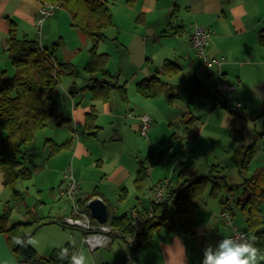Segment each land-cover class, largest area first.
Returning <instances> with one entry per match:
<instances>
[{
	"label": "crops",
	"instance_id": "0c3cea01",
	"mask_svg": "<svg viewBox=\"0 0 264 264\" xmlns=\"http://www.w3.org/2000/svg\"><path fill=\"white\" fill-rule=\"evenodd\" d=\"M112 4L108 3L110 12V5ZM41 6L42 4L36 0H0V70H4L7 73V67L11 65L5 52L9 34L8 20H12L15 23L16 36L18 39H22L28 36L32 27L37 29L36 23L39 18V9ZM125 7L129 12L123 14V16L131 19L132 22L137 16L138 25L133 22L136 28L129 31V39L121 40L118 35L113 39L123 52V60H120L115 82L119 86L124 85L126 92L128 90L133 100L131 99V101L128 100L126 103H123L118 98V102L115 98L113 99V95L117 93V91L114 90L111 93L109 101H93L90 98H83L79 94V90L75 88L80 98L74 102L75 98L73 99L63 94L62 99H69L71 105H66L63 112L59 110L69 119V122L65 124L62 129L65 130L66 126L69 128L70 132L67 130L66 134L71 137L73 143L70 150H64L57 154V156L70 158L73 167L71 168V166H69L68 171H71L73 177L78 182L79 179H81L83 183H87L91 178H94L93 183L97 185L93 191L91 193H84V197L79 195L82 192L77 195L79 199L83 200L90 197L93 193H96L97 197L100 198L107 207V218H109V200L113 202V195L116 190H121L123 192V198H120L124 201L122 203L119 201L118 206L112 208L111 218L120 216L124 213L129 215L127 211H124L122 205L126 203V199H128L131 193L137 192L134 187V180L138 169L137 162L130 157H128L130 160L121 158L118 154L117 161H112L114 163L112 166H109L108 169H106V167L107 164L110 163L111 158L114 159L116 155L114 151L109 148L116 145L115 143L118 142V140H123V135L127 133L124 130V125L131 121L128 123V127H136L139 132L140 114H148L154 125L158 124L160 126L166 125L172 127L180 124L185 129L187 136L188 132L190 133V131H193V134L195 132L193 136L190 134L188 138L190 144L186 151H191L192 149V152L194 151L195 153L201 140H204L205 137L208 136H216L217 133L221 131L225 132V135L222 137L225 141L228 138L229 141L233 143L234 148L237 145L234 135L236 133L235 131L238 130L235 129L234 123L230 122V117H225L223 122L219 125L209 122L211 119L210 116L213 115L211 103V98L213 97L212 89L209 99L211 104L208 114L209 118L208 121H205L201 125H199L198 122H194L193 116L184 112L183 109L170 108L167 106L170 103L165 100L166 94H176L178 96L177 93H174L175 86L171 84L172 79L177 77V75H183L184 72L187 73L188 76L190 75V77L195 76L198 78L196 74L199 70L198 65L200 62L202 63L198 56L194 54L189 43V34L195 23L192 24L190 21V25L186 26L185 22H187V20H192V18L197 19L202 15L204 16V20L200 22L198 26L201 25L212 30V36L206 53L210 58H223L221 68L215 69L219 81L223 80V82L234 85L235 90L242 88L243 82L247 79V69H251V71H254V74H256L260 72L259 68L264 65V49H262V47L260 48L259 45V35L261 32H264V0H129L125 3ZM173 10L175 11L174 18L170 16ZM46 20H44L43 23H45ZM170 27H180L181 29L175 30L174 33L176 34H173ZM159 35L161 39H167L170 42H167V49H164L165 52L163 51L164 53L162 52L161 55L157 56L151 49L156 44H159L160 41L158 43L156 42ZM74 36H76L75 33ZM82 37L84 36L81 34L80 39L84 44L87 38L84 37V40H82ZM106 38L104 40H106ZM228 38H233L236 42L228 44ZM86 46L87 45L84 44L85 48ZM165 60H169L179 67V73L177 75L173 77L163 75L161 68ZM231 73L234 74L231 75ZM210 76L211 74L206 73L205 77L208 79ZM152 78H156L162 82L163 85L159 86L162 93L155 98H145V100L137 99L134 87L141 81H147ZM98 80L102 81L103 79ZM59 89L61 90V87ZM68 93L71 95L69 91ZM215 95L220 100H225L224 97L220 98V96H223L222 92L215 93ZM126 104L130 106L128 107ZM92 106L96 109L99 117L104 116L110 120L112 135L109 140H101L98 137V132L100 128H102L98 115L96 125L99 129L96 136L92 137L82 133L81 129L83 128L85 115L90 111ZM135 110L139 113L134 115L135 118L128 119L132 117L129 112H135ZM190 118L192 121L186 124L185 121ZM206 134L208 135L205 136ZM263 134L264 131L261 133L262 138H264ZM158 135L159 133L155 136L154 142H156V139H160L157 137ZM149 136L148 131L147 139L150 138ZM65 137L66 135L61 136L60 140H63ZM184 138L187 139L186 137ZM54 141L59 143V140ZM234 148L233 150L230 149L232 151L231 155L233 154ZM100 150L102 155L94 156L91 159V155L97 154ZM78 158L83 159L82 167L76 164ZM193 161H195V164L191 163L193 169L181 163L180 167L182 171L180 170L179 174L180 172L182 173L181 175L178 174L176 180H172L174 179V175L171 173L172 176L167 178L171 179L168 180L169 184H167L169 185L168 192L175 189L183 181L182 179L185 178V176L191 174H207L213 167L219 168L220 166V163L216 161H211L212 164H210V167H208V162L203 165H197L195 158ZM85 162L88 163L85 164ZM93 165H95V169ZM194 165L196 167H194ZM85 170L89 173H85ZM162 178L163 177L151 180L150 175L143 190L139 193L143 194V192L148 189L150 198L149 203L146 205L147 207L143 204L144 200L139 199L138 196L135 197V203L141 205L142 211H146L150 208L153 200L154 186L160 183ZM169 181H173V183L170 184ZM60 182L61 185L57 189L58 197L56 199L59 200V203L62 205L61 214L56 213V215L52 217L49 215L27 212L28 215L30 214L29 217H23L19 220L10 219V224L31 222L32 226L40 225L41 222L44 221L45 224L37 227L34 232L38 231L39 228H55L60 233H64V241H59L60 239L47 236L45 238L46 244L43 247L37 245L35 242L29 244L40 258H47L55 250L63 248L65 244H69V247L64 251L65 254H60V258L63 256V259L67 260L66 264H73V262L71 263L68 261L80 254L84 256V264H201L202 253L201 251L199 253L197 250L195 236L203 225H207L215 219L216 213L218 212L217 210L208 213L206 221L197 225L194 236L190 238H183L175 231H169L164 227L154 234L150 241V245L145 249L131 250L128 244L132 242H129L127 237L126 242L120 237H117L112 239L106 246L91 251L82 243V236L84 233L81 229L68 228L52 223L54 220H62L72 212L71 202L60 194L61 189L66 186L67 182L64 181V179ZM78 187V189L81 190L82 184L80 186L78 184ZM7 189L9 190V188L5 187L3 184V175L0 171V214L3 212L4 204L10 203L9 199H5ZM54 193L55 191L53 190V194ZM136 194H138V192ZM93 198L91 197L89 200ZM225 200H220V203L223 205ZM130 202L132 201L130 200ZM227 209L228 208L221 209L219 213V216L223 220L225 218L222 216V213L227 212ZM132 212H138L135 206ZM86 214L90 215V211ZM231 218L233 219L232 215ZM35 221L40 223H36ZM225 224L229 227L227 231V236H229L231 225L228 220L225 221ZM237 228L242 230L245 229L244 225L243 227L240 226ZM34 232L31 234L32 236ZM53 233H56V231H53ZM77 235L78 237H76ZM0 264L33 263L26 262L16 255L8 243L7 236L0 233Z\"/></svg>",
	"mask_w": 264,
	"mask_h": 264
},
{
	"label": "rangeland",
	"instance_id": "374dc122",
	"mask_svg": "<svg viewBox=\"0 0 264 264\" xmlns=\"http://www.w3.org/2000/svg\"><path fill=\"white\" fill-rule=\"evenodd\" d=\"M128 1L129 0H109V3H113L110 5L112 13L111 24L104 30V34L107 37L106 40L99 42L96 46L97 53H105L108 55V61L105 69L109 73L110 77L115 79L117 76L116 72L118 71V67L120 65V60H123V52L119 49V46L113 41V39L117 35L120 36L121 40L129 39V31L136 28L134 27L133 22L138 25L137 16L134 18L133 22L131 19L123 16V14H127L129 12L125 7V3ZM174 14L175 11L173 10L170 16L174 18ZM203 20L204 16L200 15L197 19L192 18V20H187L185 24L188 26L191 21L192 24L195 23L198 25ZM70 22L69 13L57 7L54 14L51 17H48L43 25L40 27L37 26V29L32 27L27 36L29 39L36 40L43 48L47 49L48 52L54 48V55L57 61L69 62L72 64V71L61 74L59 78V88L61 87V90L59 89L58 92L53 95L54 102L56 103L58 110L61 112L64 111V107L66 105H71L69 99H62L63 94L68 97H72L73 99L75 98L74 102L80 98V95L83 98L91 99V93L87 87L91 84V81L89 80L91 77L85 72L84 67L88 61L87 54L89 58V51L92 47V42L87 39L84 42V44L87 45L85 48L80 39L81 33L76 30V28L72 27ZM74 33L76 36H74ZM83 38L84 37H82V40H84ZM156 42H159V44L153 46L151 50H153L158 56L162 54L164 49H167V42L170 41L167 39H161L159 35ZM235 42L236 40L233 38L227 39L228 44ZM262 49L264 48L262 47ZM198 69L199 70L196 73L198 78L195 76L190 77V75L188 76L185 72L181 76L177 75V77H174L171 84L175 86L174 93H177L178 96L176 94H173L174 96H170L172 94H168L170 97H165V100L170 103L167 105L168 107L183 109L184 112L193 116L194 122H198L199 125H201L205 121H208L209 109L211 108V104L209 102L211 96L210 92L211 89L219 82V79L215 71L216 68H206L200 62ZM7 70L8 76L11 77L14 74L13 67L10 65L7 67ZM259 70V73L254 74V71L252 72L251 69H247V79L243 82V85L241 86L242 88L236 89L234 92H222L223 96H220V98L224 97L225 100H227L228 103L234 107L233 109L235 110L236 115H230L226 109L215 107L212 111L213 115L210 116L211 119L209 120L210 123L219 125L223 122L225 117H230V122L234 123L233 125L235 129L240 131L243 136V144L252 145L251 158L247 169L243 171V174H239L234 164L230 161L232 153L231 150H233L234 147L233 143L229 141L228 138L226 141L222 138L225 135V132L221 131L218 132L216 136L205 137L204 140L200 141L197 150L194 153V151L192 152V149L191 151H186L188 150V145L190 144V140L188 139L190 133L188 132L187 136L182 125L179 124L178 126L172 127H168L166 125L160 126L158 124L154 125L152 121H150L149 139H147L148 133L147 138H144L139 135L136 127H128V123L131 121H129L126 125L123 124L125 126L124 130L127 133L123 135V140H118V142L115 143L116 145L109 148L114 151L116 155L114 159L111 158V161L107 164L106 169L117 161L118 154L121 158L129 159L128 157H130L138 163L137 168H139L140 162L148 168L151 180L163 177L161 182L166 183L168 191L169 185L167 186V184H169L168 180L171 179L167 178L174 175V179L172 180L177 179L179 171L181 170V163H184L190 169H193L192 164L195 162L193 161L195 158L197 165H203L208 162V167H210V164H212L211 161L220 163L219 168H215L217 171H220L221 175L225 176L226 183L229 185L242 184L244 180L243 177L249 178L256 171L264 167V138L260 135L264 131V65H262ZM206 73L211 74L210 78L207 79L205 77ZM233 74L234 73H231V75ZM94 77L97 79H103V75L101 73L94 75L93 78ZM220 81L223 82V80ZM70 87L77 88L80 95L77 93L69 95L68 91ZM134 90L137 99L145 100V98L137 92L136 87H134ZM116 94L113 95V99L115 98L118 102L119 99L123 103H126L128 100L131 101V99L133 100L132 96L128 93V90L126 92L125 101L122 100L118 94ZM237 102L240 104V107H235ZM129 106L130 105H128V107ZM138 113L139 112H136V110L135 112L130 111L129 114H131L132 117L128 119L135 118L134 115H137ZM96 115L99 117L97 112ZM140 115L148 116V114ZM99 119L101 121L102 128H100L98 132V137L101 140H109L112 135L110 120L104 116H100ZM63 126L64 125L55 127L53 123H49L35 133L34 140L31 145L32 152L28 153L24 158V164L31 172L30 178L28 180H18L14 186L15 190L18 191L22 197L13 198V192L10 188L9 190L7 189L5 193V199H9V206L12 208L10 219L19 220L23 217H29L30 214L28 215L27 212L49 215L52 217H54L56 213L61 214L60 211L62 205L59 203V200L56 199L58 197L57 189L61 185L60 181L63 180L62 175L69 172L68 167L71 166L72 168L73 165L70 162V158L58 157L57 154L60 152L57 154H51L48 140H52L53 142H55L54 140H59V143H55L62 144L67 139L71 138L66 134V131H69V128L66 126V129L64 130L62 129L64 128ZM158 133L159 135L157 137L160 139H156V142H154V138ZM65 135L67 139L65 137L63 140H60V137ZM207 135L208 134L205 136ZM98 155H102L101 150L97 154H92L91 159L92 157ZM82 160L83 159L78 158L76 164L78 166L81 165L82 167ZM87 163L88 162H85V164ZM194 167L196 166L194 165ZM93 168H96L95 165H93ZM85 173L89 172L85 170ZM75 181L77 180L75 179ZM93 181L94 178H91L87 183H83L81 179H79V182L77 181L79 186L82 184V188L81 190H75L76 199H78L77 194L80 192L83 194L80 193L79 195L84 197V193H91L93 191L97 185L93 183ZM172 183L173 181L170 182V184ZM209 189L210 187L207 186L204 194L197 198L198 206L195 212V221L198 225L206 221V217L210 211H218L215 219H213L211 223L203 225L195 236L197 250L199 253L201 251L202 258L204 254L203 250L206 246L211 245L213 251V249L217 246L219 237H228L227 231L229 227L225 224L227 219L225 218L223 220L219 216L221 209L228 208L226 212L227 217L231 218V215L233 216V219L231 218L232 220L229 222L231 227H243L244 225L245 228L244 218L240 205L237 204V201H243L247 196V192L244 191L241 186L232 191L221 188L219 192L212 197L209 195ZM53 190L55 191L54 194ZM122 193L123 192L121 190H116L113 195V202L109 200V218H111L112 208L117 207L119 201L120 203L124 201L121 200V198H123ZM136 193L137 192L131 193L128 199H126V203L122 205L124 211L129 213L130 221L134 206L139 213H144L141 205L135 203V197L138 196L139 199L144 200L143 204H145V206L149 203L150 196L148 195V189H146L143 194H139L140 192H138V194ZM222 199H228L227 207L224 206L225 203L223 205L220 203V200ZM130 200L132 202H130ZM259 208L261 212V220L264 223V202L261 203ZM245 229L243 230L244 232H246ZM53 231H56V233H53ZM47 236L60 239L59 241H64L65 239L64 233H60L55 228H39L38 231L34 232V235L31 238L29 237L27 239V244L29 245L30 243L35 242L37 245L43 247L46 244L45 238ZM247 236L248 240L253 237L251 233H248ZM76 237H78V235ZM82 243L86 245L83 242V236ZM262 255H264V253H262ZM68 262L72 263L73 259ZM261 264H264V261H261Z\"/></svg>",
	"mask_w": 264,
	"mask_h": 264
},
{
	"label": "trees",
	"instance_id": "16d2710c",
	"mask_svg": "<svg viewBox=\"0 0 264 264\" xmlns=\"http://www.w3.org/2000/svg\"><path fill=\"white\" fill-rule=\"evenodd\" d=\"M36 1L41 4L56 5L59 9L65 10L70 15L71 26L92 42L89 58L84 67L85 72L91 77L89 79L91 84L88 86L91 99L107 102L112 91L116 90L120 98L125 101V86H119L115 82V78L110 77L105 69L108 55L96 52V46L106 38L104 30L107 29L112 20V14L108 7L109 0ZM8 26L9 34L5 52L14 69V74L9 77L6 71L0 70V171L3 175L4 186L12 189L13 198H21V194L15 190L14 186L18 180L30 178L31 172L25 166L24 158L32 152L31 145L35 133L49 123L59 127L69 122V119L57 109L53 95L59 90L61 74L72 71V64L57 61L54 48L48 52L36 40L28 39L27 36L18 39L16 25L12 20H8ZM178 29L181 28H171L172 33L176 34L174 32ZM259 45L264 48V32L259 35ZM161 69L163 75L168 77H173L179 73V67L169 60L164 61ZM98 73L103 75L102 81L93 78ZM160 85H163L160 80L152 78L138 83L136 90L144 98H155L162 93ZM167 96L173 95L166 94ZM211 103L212 109L221 107L226 109L230 115H236L234 107L228 101L220 100L215 94L211 98ZM96 119V110L92 106L85 115L82 133L95 137L99 129L96 125ZM190 121H192L191 118L185 123L189 124ZM235 132L234 139L237 145L230 156V161L238 173L243 174L251 158L252 145L243 144L241 132ZM190 134L193 136L195 132L193 134V131H190ZM72 143L71 138L62 144L48 140L51 154L70 150ZM148 176V168L140 162L134 180V187L137 192L143 190ZM243 179L240 185H229L225 182V176L221 175L215 167L207 174L185 176L175 189L168 192L163 203H151L153 217L144 220L141 229L135 235L134 242L128 244L130 249L147 248L154 234L164 227L169 231H175L183 238L194 236L197 228L195 221V212L198 206L197 198L204 194L207 186L210 187L209 195L212 197L221 188L232 191L241 186L247 192V196L243 201L238 200L237 204L240 205L246 233H251L253 237H256V246L261 254L264 253V223L261 220L259 208L264 202V167L256 171L251 177H243ZM91 197L96 198L97 194L93 193L83 200L76 199L78 206L85 213L89 212L87 204ZM227 202L228 199L223 204L226 206ZM11 209L9 203L4 204L3 212L0 214V233L7 236L12 251L29 263L59 264L62 260L60 254H65L64 251L69 247V244L55 250L47 258H40L36 251L27 244V239L37 227L45 224L44 221L37 226H32L31 222L10 224ZM106 222L115 230L110 234L111 240L120 237L126 242V237L128 238L130 235L129 215L124 213L110 219L107 218ZM52 223L66 226L62 220H54Z\"/></svg>",
	"mask_w": 264,
	"mask_h": 264
},
{
	"label": "built area",
	"instance_id": "2783aa9c",
	"mask_svg": "<svg viewBox=\"0 0 264 264\" xmlns=\"http://www.w3.org/2000/svg\"><path fill=\"white\" fill-rule=\"evenodd\" d=\"M56 5L52 4H42L39 9V18L37 20L36 26H41L43 21L51 17L54 14ZM212 36V30L198 26L196 24L193 25L192 31L189 34V43L191 48L194 50L195 54L201 59L202 63L206 68H221L223 64V58H209L206 54V49L209 44L210 38ZM235 86L228 82L219 81L215 87L212 88L213 95L215 93H221L223 91H234ZM235 107H240V104L237 103ZM140 120V130L139 134L147 138V133L150 128L151 119L146 115H139ZM264 137V134H263ZM64 181L67 182L66 186L61 189L60 194L65 196L71 202L72 212L69 216H66L62 219L63 224L73 228H79L83 231V242L87 245L89 250H97L100 247L106 246L110 241V234L114 232V228L107 223L98 222L96 219L92 218L90 215L84 213L78 203L76 202V193L78 184L75 181L71 171L65 173L63 175ZM168 186V185H167ZM153 192V200L152 204H161L166 200L168 196V191L166 187V183L160 182L154 186ZM222 216L231 221V218L227 217L226 212L222 213ZM153 211L150 206L149 209L144 211V213L133 212L131 215L130 221V235L127 238L129 242H134L136 233L141 229V226L145 219L152 218ZM107 220V219H106ZM247 233L243 230H239L236 227H231V231L228 239H233L236 243L248 242ZM223 238L219 237L217 246L213 249V252L217 251L218 245Z\"/></svg>",
	"mask_w": 264,
	"mask_h": 264
},
{
	"label": "clouds",
	"instance_id": "9594fccd",
	"mask_svg": "<svg viewBox=\"0 0 264 264\" xmlns=\"http://www.w3.org/2000/svg\"><path fill=\"white\" fill-rule=\"evenodd\" d=\"M255 242L256 237L241 243L223 238L217 251L213 252L211 245L204 248L201 264H261V261H264V255L260 253ZM61 258L64 257L61 256ZM73 264H84L83 254L73 257Z\"/></svg>",
	"mask_w": 264,
	"mask_h": 264
},
{
	"label": "water",
	"instance_id": "95a60500",
	"mask_svg": "<svg viewBox=\"0 0 264 264\" xmlns=\"http://www.w3.org/2000/svg\"><path fill=\"white\" fill-rule=\"evenodd\" d=\"M70 94L77 93V90L73 87L69 89ZM88 209L90 211V215L96 219L100 223H104L107 219V207L105 203L98 197L93 198L88 201ZM246 231V229H245ZM264 233V229H263ZM67 260L63 259L61 260L60 264H66Z\"/></svg>",
	"mask_w": 264,
	"mask_h": 264
}]
</instances>
